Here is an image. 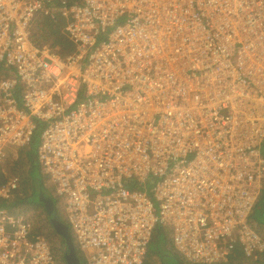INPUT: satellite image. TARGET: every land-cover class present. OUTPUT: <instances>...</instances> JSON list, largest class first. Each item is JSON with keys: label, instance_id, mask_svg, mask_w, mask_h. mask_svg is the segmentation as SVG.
Instances as JSON below:
<instances>
[{"label": "built area", "instance_id": "1", "mask_svg": "<svg viewBox=\"0 0 264 264\" xmlns=\"http://www.w3.org/2000/svg\"><path fill=\"white\" fill-rule=\"evenodd\" d=\"M59 1L0 0V177L41 130L87 264H145L159 224L193 264L258 259L264 0ZM38 14L61 16L72 54L33 41ZM33 232L0 209V264H57Z\"/></svg>", "mask_w": 264, "mask_h": 264}, {"label": "trees", "instance_id": "2", "mask_svg": "<svg viewBox=\"0 0 264 264\" xmlns=\"http://www.w3.org/2000/svg\"><path fill=\"white\" fill-rule=\"evenodd\" d=\"M59 3H61V1L56 0L53 4L58 5ZM32 39L37 45L49 46L53 51H58L63 55L72 54L75 50V46L65 30V22L58 14H55L54 17L38 14L35 27L33 28ZM39 125L42 128V124ZM40 131L41 130H39L37 135H40ZM32 146L33 142L25 147H20L18 152H16V154L11 153L2 165L0 181L3 182L4 180L12 179L17 180L18 183L12 200H5L3 198L0 199V209H6L8 212H17L19 214L26 215L34 225L33 234L35 236H43L48 240L57 263L68 264L66 259V255L68 253L67 241L54 228L45 202L42 199L43 196L52 198L57 216L65 224H67L71 230L72 239L76 246L77 256L81 260L82 264H87L84 253L77 242L73 229L68 221L67 212L64 208V202L62 198H58L56 196L55 186L52 182L49 183L50 178L44 173V170L43 185L39 186L36 183V174L41 172L43 167L41 168L39 165V156L36 152L32 151ZM128 187L146 191L149 196L154 197V191L152 189V185L150 184H147L146 188L143 183L130 182L128 183ZM263 197L264 190L259 201H261ZM263 227L264 225H261L259 230L262 231ZM171 234L172 230L170 226L161 224L158 225L150 242L145 264H155V255L159 254L161 256H166L163 255L164 253H167L168 255L172 254L177 259L179 258L180 263L182 264V258L177 251L163 250L160 247H157L158 253H155V250H152L151 246L153 244L158 245V243H160V239L163 238V235L166 236L165 240L167 242L165 244H169L171 242ZM230 260L233 264H264V251L259 254L258 259H254L253 261L243 253L242 249L237 248L230 256L229 261ZM227 262H218L216 264H226Z\"/></svg>", "mask_w": 264, "mask_h": 264}, {"label": "rangeland", "instance_id": "3", "mask_svg": "<svg viewBox=\"0 0 264 264\" xmlns=\"http://www.w3.org/2000/svg\"><path fill=\"white\" fill-rule=\"evenodd\" d=\"M41 144V135H37L34 137L33 139V146H32V151L36 152L37 155H38V150H39V146ZM25 147V146H24ZM15 150V154L16 152H18V150L20 149V147H15L14 148ZM263 153H264V147H263ZM14 154V153H13ZM39 165L41 166L42 168V165L40 163V161H38ZM42 172V173H41ZM41 172L37 173L36 174V183L37 185L39 186H42L43 185V180H44V176H43V169H41ZM9 180V179H8ZM50 180V179H49ZM52 181L50 180L49 183H51ZM260 202V203H259ZM258 202V205L256 206V209H255V212L253 213L252 215V219H253V222L256 226V228L259 230V227L261 225H264V197L262 198L261 201ZM64 208H65V211H66V206L64 204ZM68 218V217H67ZM69 221V219H68ZM70 223V222H69ZM71 225V224H70ZM72 227V225H71ZM73 229V227H72ZM73 232H74V229H73ZM259 232L261 233L262 237L264 238V227L262 229V231L259 230ZM74 235H75V232H74ZM76 237V235H75ZM165 235H163V238L160 239V243H158V245L156 244H153L151 247H152V250L154 251L155 250V253H158V250H157V247H160L161 249L163 250H171V251H177L179 252L176 247L174 246L173 244V234H171V242L168 244H165L167 241L165 240ZM77 240V238H76ZM78 242V241H77ZM163 255H166V256H161L159 254L155 255L154 257V261H155V264H181L180 263V259L176 258L175 256H173L172 254L168 255L167 253H164ZM179 255L180 257L182 258V264H193L191 262H189L188 260L184 259L182 257V255L180 254L179 252ZM254 261V259H251ZM256 261V260H255ZM58 264V263H57ZM226 264H233L232 261L228 260V262ZM247 264V263H245Z\"/></svg>", "mask_w": 264, "mask_h": 264}, {"label": "water", "instance_id": "4", "mask_svg": "<svg viewBox=\"0 0 264 264\" xmlns=\"http://www.w3.org/2000/svg\"><path fill=\"white\" fill-rule=\"evenodd\" d=\"M49 213L50 220L59 234L67 241L68 253L66 259L68 264H82L76 253V246L72 239V233L67 224H65L56 214L55 206L52 198L42 197Z\"/></svg>", "mask_w": 264, "mask_h": 264}, {"label": "crops", "instance_id": "5", "mask_svg": "<svg viewBox=\"0 0 264 264\" xmlns=\"http://www.w3.org/2000/svg\"><path fill=\"white\" fill-rule=\"evenodd\" d=\"M263 147H264V144H263ZM263 147H262V149H263ZM263 190H264V188H263Z\"/></svg>", "mask_w": 264, "mask_h": 264}, {"label": "clouds", "instance_id": "6", "mask_svg": "<svg viewBox=\"0 0 264 264\" xmlns=\"http://www.w3.org/2000/svg\"><path fill=\"white\" fill-rule=\"evenodd\" d=\"M48 241V240H47ZM51 246V245H50ZM85 257V256H84ZM86 259V258H85ZM86 262H87V260H86Z\"/></svg>", "mask_w": 264, "mask_h": 264}, {"label": "flooded vegetation", "instance_id": "7", "mask_svg": "<svg viewBox=\"0 0 264 264\" xmlns=\"http://www.w3.org/2000/svg\"><path fill=\"white\" fill-rule=\"evenodd\" d=\"M81 261V260H80ZM82 263V262H81Z\"/></svg>", "mask_w": 264, "mask_h": 264}]
</instances>
